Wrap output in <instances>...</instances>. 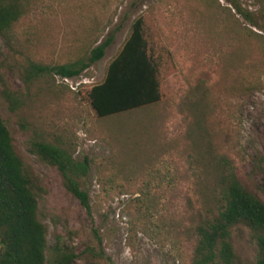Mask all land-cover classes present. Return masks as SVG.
I'll return each mask as SVG.
<instances>
[{
    "label": "rangeland",
    "instance_id": "rangeland-1",
    "mask_svg": "<svg viewBox=\"0 0 264 264\" xmlns=\"http://www.w3.org/2000/svg\"><path fill=\"white\" fill-rule=\"evenodd\" d=\"M20 2L23 15L0 36V115L43 189L38 215L48 247L73 253L69 264H85L87 247L101 249L112 264H191L194 218L214 208L211 159L228 154L248 173L264 158V66L256 79L264 54L251 35L260 32L232 6L264 26V0ZM137 17L161 57V100L98 119L84 93L103 81ZM107 38L103 58L72 83L52 75L28 79L30 64L85 60ZM4 91L16 101L12 108ZM34 141L64 148L77 161L88 158L89 213L57 167L32 153ZM255 182L264 190V161ZM234 247L253 261L244 230Z\"/></svg>",
    "mask_w": 264,
    "mask_h": 264
},
{
    "label": "trees",
    "instance_id": "trees-1",
    "mask_svg": "<svg viewBox=\"0 0 264 264\" xmlns=\"http://www.w3.org/2000/svg\"><path fill=\"white\" fill-rule=\"evenodd\" d=\"M235 15L246 20L260 33L258 39L264 54V26H258L252 15L232 3ZM20 0H0V36L4 37L23 15ZM112 39L107 38L89 51L85 60L55 66L30 64L26 74L30 80L38 75L75 78L100 61ZM161 57L150 49L145 38L144 20L137 17L121 50L108 64L103 81L85 91V98L98 119L119 115L160 102L159 80ZM264 66V55L257 62ZM252 87H254L252 85ZM2 97L12 108L16 101L7 92ZM31 150L41 161L57 167L63 186L90 212L84 189L89 160L73 158L64 148L34 141ZM214 165L212 198L214 208L206 215L197 213L191 227L193 255L191 264H264V190L255 182L264 158L245 173L228 154L211 159ZM258 170V171H257ZM43 189L21 158L16 154L11 135L0 115V264H69L75 257L64 253L58 245L48 247L47 229L38 215V202ZM245 231L254 247L253 261H243L234 247L237 232ZM96 242L101 239L94 232ZM85 264H112L101 249L87 247Z\"/></svg>",
    "mask_w": 264,
    "mask_h": 264
},
{
    "label": "built area",
    "instance_id": "built-area-1",
    "mask_svg": "<svg viewBox=\"0 0 264 264\" xmlns=\"http://www.w3.org/2000/svg\"><path fill=\"white\" fill-rule=\"evenodd\" d=\"M62 80H63L64 82H67V83H72V80H71V79L63 78Z\"/></svg>",
    "mask_w": 264,
    "mask_h": 264
}]
</instances>
